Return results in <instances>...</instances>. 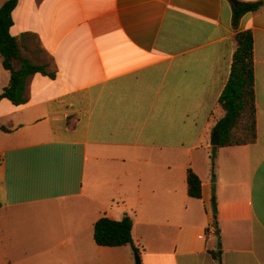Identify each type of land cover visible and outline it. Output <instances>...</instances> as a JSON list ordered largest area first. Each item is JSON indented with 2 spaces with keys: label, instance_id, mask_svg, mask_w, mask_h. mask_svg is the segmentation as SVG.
Segmentation results:
<instances>
[{
  "label": "crops",
  "instance_id": "crops-1",
  "mask_svg": "<svg viewBox=\"0 0 264 264\" xmlns=\"http://www.w3.org/2000/svg\"><path fill=\"white\" fill-rule=\"evenodd\" d=\"M232 16L231 0H19L11 33L56 76L0 101V264H136L94 238L126 215L141 264H264V6ZM245 30L258 138L215 146ZM10 81L0 56V94Z\"/></svg>",
  "mask_w": 264,
  "mask_h": 264
},
{
  "label": "trees",
  "instance_id": "trees-1",
  "mask_svg": "<svg viewBox=\"0 0 264 264\" xmlns=\"http://www.w3.org/2000/svg\"><path fill=\"white\" fill-rule=\"evenodd\" d=\"M18 2L19 0H7L0 8V56L4 67L11 72L10 84L0 94V101L8 99L15 105H23L28 101L29 77L42 73L54 78L56 72L49 70L48 63L37 64L25 57L21 42L18 37L12 35L13 12ZM232 6V23L234 29L238 30L242 17L249 12L260 10L264 6V1L239 0L238 5L232 2ZM236 40L238 47L233 56L231 74L219 98V104L225 111V115L218 120L215 127V131L219 134V146L221 147L250 144L258 138L254 36L251 30L238 31ZM0 129L10 131L7 126H2ZM212 157H215V150ZM188 191L192 197H202V180L192 169L188 171ZM2 205L0 197V208ZM133 227L134 220L129 215L121 220L102 216L95 223L94 238L100 246L131 245L136 258L140 259V250L133 238ZM212 254L218 264H222V252L212 251Z\"/></svg>",
  "mask_w": 264,
  "mask_h": 264
},
{
  "label": "water",
  "instance_id": "water-1",
  "mask_svg": "<svg viewBox=\"0 0 264 264\" xmlns=\"http://www.w3.org/2000/svg\"><path fill=\"white\" fill-rule=\"evenodd\" d=\"M235 5H238V0H231ZM264 1V0H263ZM212 145L218 146L219 145V134L218 132H215L212 139ZM214 176V175H213ZM215 177V176H214ZM214 213H217V207L214 203ZM137 264H141V260L137 258Z\"/></svg>",
  "mask_w": 264,
  "mask_h": 264
},
{
  "label": "rangeland",
  "instance_id": "rangeland-1",
  "mask_svg": "<svg viewBox=\"0 0 264 264\" xmlns=\"http://www.w3.org/2000/svg\"><path fill=\"white\" fill-rule=\"evenodd\" d=\"M240 134V133H239ZM136 258V257H135ZM141 259V258H140ZM136 264H137V258H136Z\"/></svg>",
  "mask_w": 264,
  "mask_h": 264
}]
</instances>
